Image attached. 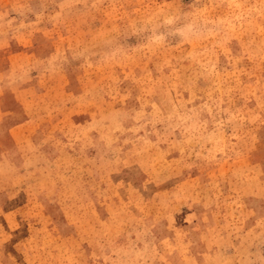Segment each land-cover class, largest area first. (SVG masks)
I'll return each mask as SVG.
<instances>
[{
    "label": "rangeland",
    "instance_id": "1",
    "mask_svg": "<svg viewBox=\"0 0 264 264\" xmlns=\"http://www.w3.org/2000/svg\"><path fill=\"white\" fill-rule=\"evenodd\" d=\"M0 264H264V0H0Z\"/></svg>",
    "mask_w": 264,
    "mask_h": 264
}]
</instances>
